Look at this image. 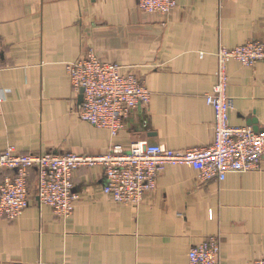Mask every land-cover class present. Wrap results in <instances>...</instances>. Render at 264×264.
<instances>
[{
  "label": "crops",
  "instance_id": "obj_1",
  "mask_svg": "<svg viewBox=\"0 0 264 264\" xmlns=\"http://www.w3.org/2000/svg\"><path fill=\"white\" fill-rule=\"evenodd\" d=\"M0 37V151L98 157L146 140L183 152L211 143L214 54L264 42V0H176L166 15L136 0H0ZM88 50L151 94L115 138L75 112L80 92L66 67ZM227 71L230 124L264 132V62L232 61ZM196 176L167 166L132 207L104 194L102 167L79 168L68 219L33 196L16 221H0V264H188L189 249L210 237L222 264L264 258V156L259 169L223 181Z\"/></svg>",
  "mask_w": 264,
  "mask_h": 264
},
{
  "label": "built area",
  "instance_id": "obj_2",
  "mask_svg": "<svg viewBox=\"0 0 264 264\" xmlns=\"http://www.w3.org/2000/svg\"><path fill=\"white\" fill-rule=\"evenodd\" d=\"M136 1L149 14L166 15L176 8V0ZM214 56L215 83L205 94V103L213 113L209 145L176 152L137 140L127 150L116 145L98 157L20 154L7 148L0 151V221H16L33 196L58 218L68 219L78 200L73 192V173L82 167H102L104 194L115 204L132 207L141 203L146 192L155 189L157 177L167 166L189 167L203 184L223 181L230 173L259 169L264 156V132L230 124L227 67L232 61L244 67L264 62V42L249 41L232 49L219 46ZM66 72L72 90L77 94L83 91L82 102L75 109L78 118L108 131L112 138L124 129L134 112L150 104L151 94L140 79L116 63L101 62L92 50L68 64ZM219 252L218 239L210 237L189 249L188 264H222ZM252 264H264V258Z\"/></svg>",
  "mask_w": 264,
  "mask_h": 264
},
{
  "label": "water",
  "instance_id": "obj_3",
  "mask_svg": "<svg viewBox=\"0 0 264 264\" xmlns=\"http://www.w3.org/2000/svg\"><path fill=\"white\" fill-rule=\"evenodd\" d=\"M82 90H80V94H79V98H78V102H79V104H81V102H82ZM253 123L255 124V126H256V122L255 121H253ZM253 130L255 131V132H258V128L257 127H253Z\"/></svg>",
  "mask_w": 264,
  "mask_h": 264
},
{
  "label": "trees",
  "instance_id": "obj_4",
  "mask_svg": "<svg viewBox=\"0 0 264 264\" xmlns=\"http://www.w3.org/2000/svg\"><path fill=\"white\" fill-rule=\"evenodd\" d=\"M31 182H33V181H31Z\"/></svg>",
  "mask_w": 264,
  "mask_h": 264
}]
</instances>
